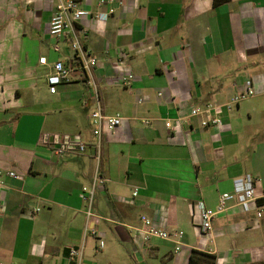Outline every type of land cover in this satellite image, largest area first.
<instances>
[{
	"label": "crops",
	"instance_id": "obj_1",
	"mask_svg": "<svg viewBox=\"0 0 264 264\" xmlns=\"http://www.w3.org/2000/svg\"><path fill=\"white\" fill-rule=\"evenodd\" d=\"M81 1L95 12L111 0ZM216 1L114 0L106 22L83 19L85 46L100 59L103 110L123 116L103 132L97 159L92 147L57 157L43 141H97L94 90L79 70L49 90L53 64L73 56L67 40L50 34L53 3L0 0V264H77L70 250L79 246L84 264H189L193 249L215 254L216 264H264V215L230 200L206 233L195 216L197 202L215 209L247 173L264 195V0ZM124 63L135 77L129 85L118 80ZM249 85L255 94L228 108ZM210 104L221 106L222 125L189 116ZM97 171L106 181L88 221L81 191ZM142 216L182 230L181 248L145 240L136 231Z\"/></svg>",
	"mask_w": 264,
	"mask_h": 264
},
{
	"label": "built area",
	"instance_id": "obj_2",
	"mask_svg": "<svg viewBox=\"0 0 264 264\" xmlns=\"http://www.w3.org/2000/svg\"><path fill=\"white\" fill-rule=\"evenodd\" d=\"M53 3L54 10L50 21V34L57 39H65L68 41L73 52L72 62L67 63L64 60H57L49 73L47 80L49 90L56 93L58 87L64 83H71L76 79V70L83 76L85 81L93 88L96 101V109L92 113L94 123L93 133L97 137V141L93 145H89L80 135L70 134H48L43 136V141H47L52 145L53 151L57 157H62L68 152L76 151L86 153L90 147L93 148L95 156L100 159L102 134L105 131H111L120 126L123 122L121 113L107 114L102 107L99 86L95 78V71L99 66L100 59L93 54L85 46V38L88 34V29L83 25L85 17H92L96 24L106 22L116 11L114 0L110 1V6L105 10L92 11L82 4L81 0H49ZM102 0L101 2H103ZM121 4V3H120ZM40 62L47 64L48 60L45 56L40 58ZM123 63V62H122ZM120 68L118 80L123 85H129L134 80V74L131 69L125 64ZM255 94V89L249 85L243 92L235 95L226 106L231 108L234 104ZM162 95V92H159ZM142 101V99H139ZM221 106L208 105L206 107H192L189 112L190 117H200V124L206 126H220L223 124L220 115ZM184 116L179 119L182 121ZM184 121V120H183ZM168 127L172 126V122H166ZM8 174L15 178H22L21 174L16 171H9ZM106 179L97 171L94 177L92 186H83L81 197L86 203V215L88 221L95 216L94 212V197L98 185H103ZM259 179L251 173H247L235 179L234 191L221 195L218 206L208 208L203 201L196 204V213L200 218V228L203 232H211L213 229V219L215 216L225 211L228 208V201L234 200L235 204L245 212H255L257 217L264 215V206L260 205L257 194V183ZM3 185H0V190ZM134 195H138V190L134 191ZM264 196V195H263ZM3 204L0 196V206ZM41 207H36L35 211L39 212ZM141 225L136 228V231L143 235L145 240L151 238H163L173 240L177 244V249H180L183 244L184 232L182 230H169L161 227L149 216H142ZM92 233H96L92 230ZM105 246L103 240L100 241L97 250ZM70 256L77 260V264H84V247H74L70 250Z\"/></svg>",
	"mask_w": 264,
	"mask_h": 264
},
{
	"label": "trees",
	"instance_id": "obj_3",
	"mask_svg": "<svg viewBox=\"0 0 264 264\" xmlns=\"http://www.w3.org/2000/svg\"><path fill=\"white\" fill-rule=\"evenodd\" d=\"M258 202L260 205L264 206V196H261ZM189 264H216V255L200 249H193Z\"/></svg>",
	"mask_w": 264,
	"mask_h": 264
},
{
	"label": "rangeland",
	"instance_id": "obj_4",
	"mask_svg": "<svg viewBox=\"0 0 264 264\" xmlns=\"http://www.w3.org/2000/svg\"><path fill=\"white\" fill-rule=\"evenodd\" d=\"M263 220H264V218H263Z\"/></svg>",
	"mask_w": 264,
	"mask_h": 264
}]
</instances>
